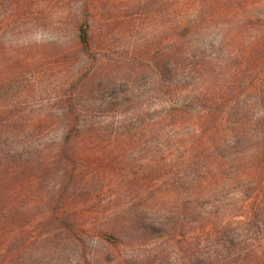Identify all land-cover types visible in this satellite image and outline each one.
Returning a JSON list of instances; mask_svg holds the SVG:
<instances>
[{"label": "rangeland", "instance_id": "rangeland-1", "mask_svg": "<svg viewBox=\"0 0 264 264\" xmlns=\"http://www.w3.org/2000/svg\"><path fill=\"white\" fill-rule=\"evenodd\" d=\"M83 24L88 53L78 40ZM226 84H240L242 121L256 132L264 116V0H0V153L14 156L19 202L29 195L32 218L49 217L57 205L86 228L78 248L33 249L26 264L36 257L41 264H151L144 250L157 239L121 235L109 243L97 233L109 217L125 229L138 221L182 225L190 238L193 210L212 200L204 194L216 180L232 175L223 161L215 180L208 177L204 168L217 162L202 152L224 138L220 123L235 120L228 112L241 107L222 98ZM70 98L80 117L66 137ZM252 170L234 169L219 200L241 199L253 210L264 174ZM241 186L250 190L245 199ZM248 216L237 219L234 234L258 247L264 212L257 229L246 228ZM179 244L171 243L176 254Z\"/></svg>", "mask_w": 264, "mask_h": 264}, {"label": "trees", "instance_id": "trees-1", "mask_svg": "<svg viewBox=\"0 0 264 264\" xmlns=\"http://www.w3.org/2000/svg\"><path fill=\"white\" fill-rule=\"evenodd\" d=\"M78 40L82 52L88 53L87 24L79 26ZM251 84L254 85V82L251 81ZM237 86L235 87L238 89L240 84ZM223 89L225 91V95H222L224 100L238 99V93H235L237 89L235 90L227 84ZM67 101L68 104L64 111L66 122H64L65 125L62 128V133L66 137L76 130L77 121L80 117L73 107L74 100L70 98ZM236 103H240L241 107L234 105L235 107L228 112V116L235 117V120L228 119L223 124L220 123L226 133L224 138L212 147L202 148V152L210 154L211 159L217 162L216 168H213V170H210L207 166L204 168L207 170L208 177L211 176V179L214 178L215 180V176L219 174L220 168L223 166V161L226 167L231 170L229 173L232 175L222 178L221 182L216 180L212 191L204 194V198L212 200L203 201L202 206L197 205L196 210H193L194 228L190 238L185 236L188 232H186V228L183 232L180 231L184 228L182 225L163 226L156 223L146 227L142 225L143 222L138 221L132 227L125 229L113 217L103 221L102 228L97 232L100 237H103L109 243L117 244L121 240V235L131 240L135 239L136 242H139L138 239L145 240V238L153 236L157 239L158 246L154 247L153 245V249L144 250L145 260H149L151 264H171L168 261L170 254L175 256V259H172V264H264V242L261 240L264 238L261 237L258 240V247H256L254 239L245 237L242 239V237H238L239 235L234 234L236 222H239L237 219L242 218L243 215L249 214L248 218H245V224L248 226L246 228L254 227L257 229L262 225L258 216L264 212V184L259 187L260 193L256 194V204L253 210L248 213L246 211L248 209L247 204L242 202L241 199L234 200V202L229 200V204H224L219 200V198H225V189L229 187L226 186L227 182L237 178L234 169H253L252 171L258 172V176L264 174V116L257 125V131L254 132L255 128H252L248 122L242 121V118L247 114V109L243 108L239 100ZM205 113L215 116L212 109L206 110ZM214 123L216 124V122ZM0 154L2 155L0 156V264H26L28 260L30 261V252L33 249H42L44 250L42 253H46L52 247L51 250L57 251V248L62 246L63 243L68 244L71 248H78L82 243L85 227L80 222L71 219L70 214L66 210H62V206L60 207L61 212L55 211L57 205L51 210L49 217H41L39 220L38 217L32 218L35 216L32 213L33 207L30 209L33 201L28 198L29 195H24L22 197L23 202H19L17 194L19 172L14 166L16 163L14 156H10L7 148L3 149ZM240 157H246L242 160L246 159L245 163L249 162L253 166H248L245 163L243 166V164L237 163ZM221 174L223 175V169ZM208 177H204V179ZM71 179L72 174L70 172L68 181H65L64 176L63 185L70 184ZM262 180L263 178H260L259 181ZM65 189L62 188L61 192L59 190L57 193L58 201L62 200ZM240 190L243 199L248 197L247 194L250 190L246 186H243ZM25 203L29 204L24 206ZM38 215L40 217L41 213ZM244 230L245 228H242V232ZM179 232H181L178 237L180 240H176V233ZM175 241L180 243L179 254L174 253L172 250L171 243ZM170 247L171 253H169ZM24 251H27L25 257ZM40 255L42 256V254ZM137 255L141 259L144 256V254ZM34 259L37 261L36 264H41L44 258L36 257ZM133 262L130 259L128 261L129 264ZM136 264H138L137 260Z\"/></svg>", "mask_w": 264, "mask_h": 264}]
</instances>
